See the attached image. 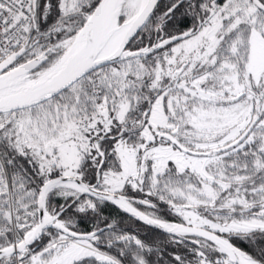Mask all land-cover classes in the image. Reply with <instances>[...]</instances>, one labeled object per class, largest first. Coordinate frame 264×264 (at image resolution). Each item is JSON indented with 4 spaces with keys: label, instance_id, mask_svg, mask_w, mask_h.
Wrapping results in <instances>:
<instances>
[{
    "label": "snow or ice",
    "instance_id": "obj_1",
    "mask_svg": "<svg viewBox=\"0 0 264 264\" xmlns=\"http://www.w3.org/2000/svg\"><path fill=\"white\" fill-rule=\"evenodd\" d=\"M0 264H264V0H0Z\"/></svg>",
    "mask_w": 264,
    "mask_h": 264
}]
</instances>
